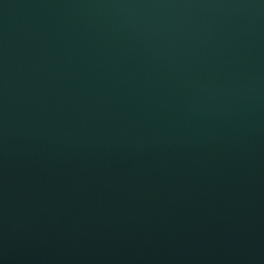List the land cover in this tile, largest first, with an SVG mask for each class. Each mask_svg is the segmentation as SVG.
Returning a JSON list of instances; mask_svg holds the SVG:
<instances>
[{
	"label": "water",
	"instance_id": "1",
	"mask_svg": "<svg viewBox=\"0 0 264 264\" xmlns=\"http://www.w3.org/2000/svg\"><path fill=\"white\" fill-rule=\"evenodd\" d=\"M0 264H264V0H0Z\"/></svg>",
	"mask_w": 264,
	"mask_h": 264
}]
</instances>
